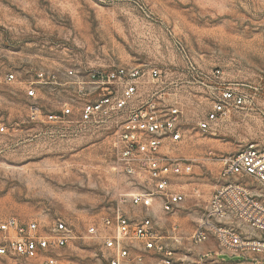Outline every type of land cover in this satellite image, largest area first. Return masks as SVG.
Listing matches in <instances>:
<instances>
[{
    "label": "rangeland",
    "instance_id": "rangeland-1",
    "mask_svg": "<svg viewBox=\"0 0 264 264\" xmlns=\"http://www.w3.org/2000/svg\"><path fill=\"white\" fill-rule=\"evenodd\" d=\"M117 65L144 67L141 91L158 93L183 111L182 141L162 149L193 166L176 184L187 196L171 217L179 226L185 218L194 231L224 156L249 146L264 148V0H0V224L15 217L36 221L45 231L56 220L65 221L75 240L61 251L75 264H91L104 251L88 230L93 226L101 235L123 186L113 169V140L124 115L103 113L76 124L80 105L73 89L39 84L37 73ZM152 67L161 78L151 76ZM216 69L243 92L246 103L203 131L198 123L212 109ZM30 87L33 97L27 95ZM33 103L42 115L36 121ZM65 104L74 108L65 123L43 118L60 114ZM131 209L132 216L141 215ZM155 213L167 227L165 216ZM203 245L217 250L215 240ZM215 257L220 264L246 260L228 253ZM44 260L0 255V264Z\"/></svg>",
    "mask_w": 264,
    "mask_h": 264
},
{
    "label": "built area",
    "instance_id": "built-area-1",
    "mask_svg": "<svg viewBox=\"0 0 264 264\" xmlns=\"http://www.w3.org/2000/svg\"><path fill=\"white\" fill-rule=\"evenodd\" d=\"M149 71L154 79L161 78L157 67ZM145 72L139 65H117L108 70L68 68L63 73L54 70L37 73L39 84L68 85L73 89L80 105L76 124L90 123L103 113L124 115L113 140V169L124 179L123 186L113 214L103 221L101 235L93 226L88 230L103 242L104 248L91 264H141L147 252L161 257L162 264L183 263L176 257L179 253L176 247L180 249L182 243L180 226L171 217L185 201L177 183L182 176L192 173L193 166L184 158L168 153L169 149L162 150L168 144L182 141L183 111L161 101L158 93L141 91ZM60 75L65 76L64 82L60 81ZM12 79L11 74L8 80ZM211 79L213 106L198 123L203 131H209L212 124L225 120L233 109L246 103L243 92L225 82L220 69L213 71ZM27 95L33 97L35 90L30 87ZM31 110L33 120L42 118L36 103ZM72 114L73 106L65 104L60 114L50 113L43 118L61 124ZM221 163L218 185L189 239L192 246L215 240L217 250L199 254L195 264H218L215 255L219 253L243 255L245 262L236 264H263L264 148L249 146L224 156ZM157 205L169 223L167 227L156 219ZM129 206L141 207L143 213L132 216L127 210ZM0 231L3 233L0 255L26 259L45 256L43 264H75L61 251L75 240L72 227L63 220H56L41 231L36 221L21 223L10 217L0 224Z\"/></svg>",
    "mask_w": 264,
    "mask_h": 264
},
{
    "label": "crops",
    "instance_id": "crops-1",
    "mask_svg": "<svg viewBox=\"0 0 264 264\" xmlns=\"http://www.w3.org/2000/svg\"><path fill=\"white\" fill-rule=\"evenodd\" d=\"M216 187H215V189H216ZM177 190L180 191L181 193H183L182 190H181V188H180V186H177ZM214 190H213V192H214ZM183 194L185 195V200H186L187 196H186L185 193H183ZM211 196H212V194H211ZM156 208L158 210H156ZM132 211H133V213H132ZM134 211L135 212L138 211V212L143 213V209L141 207H132L131 213L134 214ZM155 211L156 212L157 211L158 212H161V210H160V208H159L158 205L155 207ZM186 224H187V220L185 218H181L180 219V230H179V234L182 236V243H181V246L179 248L183 252L178 253L176 257H177V259H179V257L181 258V260L183 261L182 264H195L196 261H197V256L199 254H201V253H207V252H209V249L205 245L198 246L196 249H195L194 246L191 245V243L189 242V239H190V236L192 235V233L194 231L190 232L186 228ZM137 244L139 245V242H137ZM134 254L135 253H133V255ZM141 264H162V262H161V260L159 261V259L157 258V255L154 252H147V253H144V260H143V262Z\"/></svg>",
    "mask_w": 264,
    "mask_h": 264
}]
</instances>
